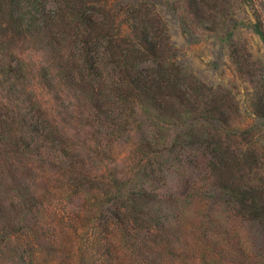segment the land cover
I'll return each mask as SVG.
<instances>
[{"label":"trees","instance_id":"obj_1","mask_svg":"<svg viewBox=\"0 0 264 264\" xmlns=\"http://www.w3.org/2000/svg\"><path fill=\"white\" fill-rule=\"evenodd\" d=\"M227 3L0 0V264L57 256L46 214L59 191L48 183L62 180L68 205L89 213L90 246L71 264H197L180 219L200 175L198 230L208 243L214 230L215 264L252 261L237 245L220 248L227 218L255 236L264 258V150L253 148L264 137V90L251 99V121L233 126L226 95L177 60L162 14L188 44L197 25L229 46L237 20ZM247 27L264 42L257 18ZM115 143L130 147L129 161L117 160Z\"/></svg>","mask_w":264,"mask_h":264},{"label":"rangeland","instance_id":"obj_2","mask_svg":"<svg viewBox=\"0 0 264 264\" xmlns=\"http://www.w3.org/2000/svg\"><path fill=\"white\" fill-rule=\"evenodd\" d=\"M224 6L227 9L225 15L237 20L229 46L224 38L222 39V32L218 30L216 32L203 31L197 25L193 28L196 41L188 44L182 38L177 22L172 20L170 15H166L165 11L162 14L167 21L169 42L176 49L177 60L186 66L192 76L208 87L218 88L226 95L230 103L229 106L235 109L232 113V125L242 127L251 121L252 117L247 114V111L250 110L252 97L255 93L264 90V42L247 27L249 21H255L257 18L261 22L264 32V13L258 0H252L248 4H243L238 0H228L227 5L224 4ZM219 21L221 22L222 19ZM123 27L125 28V26ZM234 58L237 59V64L234 62ZM216 59L219 67L213 70L211 62ZM111 148H113V154L118 161H129L132 151L130 147L124 143H115ZM253 148L263 152L264 137L259 139L255 137ZM260 170L264 174V161ZM191 181L190 189L187 191V194L191 195V199H189L188 205L182 206V218L180 219L182 227H184V239L186 245L193 251L195 263L201 264L202 260L205 264H215V259L211 256L214 246L211 243L214 242V230L210 229V226L207 229L209 232L206 236L210 243L202 241L203 238L201 239V233L198 230L203 228L201 215L204 205L198 203L196 196L200 191H206L204 176H194ZM48 184L52 186L49 187L52 192L59 191L57 195L48 197L50 209H48L46 217H50V219H46L53 223L54 235L59 238L61 249L56 252V257L42 261L41 264H71L77 248L82 245L90 246L85 222L86 215H89L88 209L82 202L76 200L74 205L79 203L80 206L78 215L76 214L78 210L74 209V205H68L66 201L69 193L68 185L63 180ZM217 217L220 218L215 214L214 218L218 221ZM224 222L228 224L222 226L227 229L230 241L222 244L220 248L229 252L227 249L229 246L237 245L245 253L247 261L252 260L250 264H255V262L264 264L259 247L255 246V236L230 218ZM220 224L223 222L216 225L220 227ZM257 243L256 245H258ZM165 264H178V261L165 262Z\"/></svg>","mask_w":264,"mask_h":264}]
</instances>
